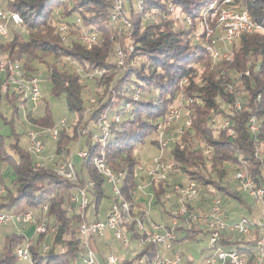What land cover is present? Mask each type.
Listing matches in <instances>:
<instances>
[{
	"label": "trees",
	"instance_id": "16d2710c",
	"mask_svg": "<svg viewBox=\"0 0 264 264\" xmlns=\"http://www.w3.org/2000/svg\"><path fill=\"white\" fill-rule=\"evenodd\" d=\"M142 1L144 9H157L160 12L159 21H144L141 11L135 8V1L128 2L130 28L123 31V35L129 38V42L122 44L125 68L121 73L116 68L114 44L108 38L112 27L118 32V28L109 20L111 0H0V10L17 12L23 21L20 26L10 25L12 36L0 41V57L19 64L24 60L22 68L28 75L39 73L40 67L45 68V79L52 83L53 94L66 93L67 108L80 117L86 108L80 96L86 86L82 84L76 69L66 67L65 59L73 61L85 74L99 68L106 69L102 77L94 79L95 97L100 100L110 85L113 94L108 92L104 96L100 107L88 117L87 124L93 122L98 113L104 110L110 112L112 109L121 113L120 122L114 125L102 148L105 163L114 172L125 175L121 190L127 199H130L127 188L133 192L137 182L134 167L139 159L136 158L135 150L144 146L146 138L154 134L157 122L165 118L181 93L193 98L188 106L192 119L191 131H186L182 137L185 148L174 149L173 157L180 162L181 172L188 180H195L207 190L212 188L224 203L236 202L251 214L253 209L246 198L231 182L224 180L226 174L223 164H238V156L241 154L240 161L245 162L256 185L264 189V35H241L237 47L232 48L231 60L223 59L214 64L204 39L194 41L197 18L212 0ZM238 1L234 0V3ZM240 1L241 8L235 11L247 10L250 17L264 27V0ZM169 3L179 9L184 17L192 19L193 26H173L167 9ZM78 15L82 19L81 25L74 24ZM61 22L70 26L65 41H61L58 32V24ZM21 27L25 32L18 30ZM83 31L95 32L98 45L92 48L94 44L88 49L77 40L76 37ZM23 33H26V37H23ZM129 43L133 46L132 51L127 48ZM2 74L0 101L4 98L11 105L20 102L18 93L9 96L8 89L2 92L1 85L5 81ZM236 75L239 76L238 80L234 79ZM186 76L188 82L181 86V79ZM229 83L234 84V93L227 91ZM136 88L140 92L137 100H132L131 95ZM236 100L241 105L240 109H234ZM218 102L227 104L233 111L229 118L230 127L236 132L234 140L227 136L225 130H212L208 124L209 117L214 113L221 119L228 117L218 107ZM126 103H130L127 113L123 112ZM17 110L15 107L14 112ZM251 117L255 119L258 128L255 140L261 152L260 157L254 155L256 146L248 129ZM27 118L33 125L54 127L47 113L44 117L28 114ZM78 137L77 133L69 134L65 128L60 129L55 150L67 149ZM18 143L15 135L11 145L17 154L15 160L6 149L4 137L0 134V165L12 162L17 173L13 192L3 185L0 173L3 188V193H0V211H31L39 215L40 220L43 219L48 226L55 227L53 233L38 234L39 238L33 240L30 249L33 264H78L84 248L77 233L81 218L76 207L69 202L73 185L62 181L52 165L36 167L34 159ZM83 143L82 147L87 149L88 155L77 165L76 185L84 187L88 181L92 182V187L87 188L88 199L93 214L97 216L98 207L106 196L103 188L105 181L91 161L100 147L91 141L90 135L83 137ZM149 143L154 145V139ZM203 144L213 146L210 156L204 154ZM174 181L172 179L169 184ZM162 191L156 192V202H160ZM44 205L46 212L42 211ZM203 231L196 226L184 228L177 243L196 240L198 234L204 235ZM137 236L133 233L132 239ZM45 238L49 239L50 245L47 251L42 252L40 244ZM244 238L222 234L218 244L222 248L237 251L251 261L255 254V244L249 241L245 243ZM23 239L24 235L13 229L5 234L0 247V264L17 263L15 248ZM156 253V246L150 243L136 252L133 258L121 259L119 264H135L140 257H145L146 262L150 263Z\"/></svg>",
	"mask_w": 264,
	"mask_h": 264
},
{
	"label": "built area",
	"instance_id": "2783aa9c",
	"mask_svg": "<svg viewBox=\"0 0 264 264\" xmlns=\"http://www.w3.org/2000/svg\"><path fill=\"white\" fill-rule=\"evenodd\" d=\"M129 1H135L139 4L137 9L141 11L144 21L152 23L159 21L160 12L157 9H144L142 0H111L109 20L112 25L118 28V33L121 34L130 28L127 7ZM167 9L168 12H174V8L170 4ZM203 16L205 17L204 23L216 18V23L211 27L213 29L208 28L206 24L200 25L199 36L196 37V39L198 37L204 39V44L214 64L220 63L223 59L231 60L232 55H227L225 47L238 40L241 35L255 32L264 35L263 25L253 20L247 10L235 11L225 7L219 10L216 4L211 3L205 9ZM81 22V16L78 15L74 24L81 25ZM22 24L23 21L19 13L0 10V37L7 35L9 25L20 26ZM69 27L65 22L58 24L61 41L67 40L66 34ZM112 38H110V42H114L117 72L121 73L125 68V50ZM78 40L90 49L92 45L96 44L97 35L95 32L83 31ZM217 43H220L223 48L219 49L216 46ZM127 48L129 51L133 50L130 43ZM0 72L5 76V81L1 85L3 92L8 88H13L23 98V102L27 100L37 102L39 100V78L28 75L19 63L6 61L0 57ZM105 73V68L95 69L87 73L86 78H100ZM245 74L248 75V72L246 71ZM234 79L238 80L239 76H234ZM187 82L188 76L183 77L180 85H185ZM227 91L234 93V84L229 83ZM108 92L113 94L111 85L106 94L100 97V100L95 96L89 97L88 107L83 110L81 119H76L75 122L79 137L72 151L64 148V150H55L54 153H44L46 142L57 140L59 130L64 127V120H61L58 126L48 128L34 125L35 130L27 133V151L34 159L36 167L52 165L54 172L62 181L73 185V193L69 202L76 207L81 218L77 226V233L84 248V253L78 264H119L120 259L114 253L106 255L102 261H99L91 245L96 239L103 238L107 232H111L113 237L126 245L130 240L136 241L139 251L150 243L156 246V256L150 263L146 262L145 257H140L135 264H183L182 256L175 250V245L181 236V230L193 226L206 229L210 241V251L204 256L202 264H264V189L256 185L245 166V162L240 161L241 154L238 156V164L233 162L223 164L226 174L224 180L231 182L239 193L251 203L256 214L250 217H239L235 220L227 218L222 197L215 193L212 188L209 187L207 190L195 180H188L181 172L180 162L173 157L172 151L174 149L183 150L185 148L182 137L186 131H191L192 119L188 106L193 102V98L181 93L175 104L169 108L165 118L157 122L153 134L155 141L153 146L156 153L146 162L138 161L135 165L134 174L137 182L133 192L131 188H127V192L130 194V199H127L121 190L125 175L122 172H114L105 163V153L102 148L114 125L120 122L121 113L112 109L110 112L104 110L98 113L97 118L90 125L87 124L88 117L100 107ZM139 92V88L133 91L132 100H137ZM240 106L239 101L236 100L234 109H240ZM218 107L223 109L228 117L221 119L217 113H214L209 117L208 124L212 130H225L228 137L232 140L236 139V132L230 127L229 118L233 115V111L223 102H218ZM129 109L130 103H126L123 106V112L127 113ZM23 114L25 120L29 122L27 116L33 112L24 110ZM81 124H85L84 127ZM248 129L256 146L254 155L260 157L261 152L255 140L258 128L253 117L248 120ZM86 135H90L91 141L100 147L92 157L91 162L97 173L110 185L113 193L112 203L102 220L88 218L86 214L89 204L87 188L92 187V182L88 181L84 187L76 185L78 180L77 165L88 155L87 149L81 148L79 145ZM202 148L204 154L210 156L213 146L203 144ZM172 179L175 181L169 184ZM161 189L163 194L160 196V202H156V192ZM0 193H3V188H0ZM153 207L156 208L162 222L151 218L150 212ZM42 211L46 212V205L42 207ZM4 224L12 225L17 231L20 229L19 225H30L34 229V234L37 235L51 234L55 231V227L48 226L43 219L40 220L39 215L36 216L31 211H0V225ZM133 233L138 235L134 240L132 239ZM222 234L253 237L255 244L253 259L249 261V258L233 249L222 248L218 244ZM32 247V240H25L18 244L15 248L17 261L33 264L30 250ZM48 249V245L41 246L42 252Z\"/></svg>",
	"mask_w": 264,
	"mask_h": 264
},
{
	"label": "rangeland",
	"instance_id": "374dc122",
	"mask_svg": "<svg viewBox=\"0 0 264 264\" xmlns=\"http://www.w3.org/2000/svg\"><path fill=\"white\" fill-rule=\"evenodd\" d=\"M240 0L238 3H234V0H212L208 4V7L211 3L216 4L218 6L219 10L222 7L231 9V10H237L240 9ZM170 4V3H169ZM168 4V5H169ZM4 5V4H3ZM138 3L135 2V8H138ZM167 5V6H168ZM172 5V4H170ZM174 8V6L172 5ZM207 7V8H208ZM3 8V7H2ZM5 8V7H4ZM174 8V12L171 13L170 18H172V24L173 26H181L182 28H189L193 26V21L190 19L188 16H183V13L179 10ZM84 12V11H83ZM204 11L200 14V17L197 18V22L195 24V29H194V41H199L201 40L199 37L196 39L197 36H199L200 32V25H207L208 28L213 29L211 27L214 26L216 23V18L212 19L211 21L207 20L206 23H204ZM173 14V15H172ZM206 15V14H205ZM178 16V18H176ZM71 19V18H70ZM148 22V21H147ZM82 24V22H81ZM184 26V27H183ZM12 27L10 25L8 26L7 30V35L6 36H1L0 41L7 40L12 36ZM112 33L109 35V42L110 38H112L115 42H118L120 45H122L124 42L128 43L129 38L124 37V33H118L113 27H112ZM21 32H25V29L21 27L20 29ZM252 34H261L259 32H255ZM262 35V34H261ZM80 34L76 37L78 40ZM23 37H26V33H23ZM80 41V40H79ZM112 43V42H110ZM97 44V43H96ZM92 46L94 48L97 45ZM114 44V42L112 43ZM238 45V40H235L231 45L226 46L227 50V55H232V48H236ZM219 49H222L223 46L220 43H217L216 45ZM87 48V47H86ZM26 62V60H25ZM24 60L20 62L21 66H23ZM66 67L68 68H74L76 69L77 73L80 76V80L82 81V84L86 86V89H83L81 91V99L83 101V107L88 106V99L90 96H95V80L94 79H87L85 72L78 66L75 65L73 61H70L69 59H65L64 61ZM45 68L40 67L39 73H32V76H36L39 78L38 81V87L40 90V98L37 102H31L27 100L26 102H23V98L19 96V101L20 102H14V105H11L10 103L8 104L4 98L1 99L0 101V134L4 137V144L7 150H9V154L13 157V159H17V154L11 147L12 143L14 142V137L17 135L18 138V145L22 149L27 150L28 148V137L27 133L29 131H34V125L31 122H28L24 118L23 111H33V114H35L36 117H44L45 114L47 113L50 121L54 126H58L59 122L61 120H64V127L66 131L69 134L77 133V129L74 126L76 119H80L81 117L79 115L73 114L68 108H67V103H66V93H60L59 95H55L52 92V83L47 81L45 79ZM37 74V75H36ZM152 91L155 92V90L152 89ZM18 108L16 113L14 112L15 107ZM79 122V121H78ZM82 127H84L85 124H81ZM90 125V123H89ZM42 128H48L49 126H40ZM154 138V135L148 136L146 138V143L144 146H141L135 150L136 153V158L139 159L140 162L144 163L146 162L151 156H153L156 153V149L153 145H150L149 141ZM83 140V139H82ZM80 141V147L84 145V143ZM76 144V141L71 142V144L67 147L68 150H73L74 146ZM55 149V141H47L45 144L44 148V153L47 154L49 152H54ZM64 150V149H61ZM47 166H50L49 164ZM0 173H1V178L3 180V185L9 188L12 192L14 191V182L17 177V173L15 170V167L12 162H9V164H3L0 165ZM1 187V183H0ZM103 188L105 190L106 196L103 197L98 210H97V216L93 214V208L92 204L89 201L86 214L88 218H95L97 217L98 219L102 220L105 215L106 211L109 207V205L112 203L113 200V193L111 191V187L108 183L103 184ZM251 204L250 202H248ZM234 208V211L231 208V205L229 204L227 206V210L230 214L231 217H236V216H248L249 212L245 207H241L237 205ZM226 210V211H227ZM253 215L256 214V212L252 211ZM150 216L153 220H157L159 222H162L158 216L157 210L155 207L152 208L150 212ZM21 225H19L20 227ZM21 230L23 231L22 234L24 235V239L21 243H23L25 240H36L38 239V235L34 234V229L32 226H22L20 227ZM12 230V226L10 224H4L0 226V247L3 243V239L6 233H10ZM203 234H198L196 240H186L184 241V244H182L178 249L181 251L185 256H189L193 260V264H199V262L204 258L205 253H209L210 249V241L209 238L206 234V229H203ZM108 233H106L107 235ZM105 235V236H106ZM32 240V241H33ZM109 242L106 243L107 245H100L98 247V250L100 251L101 254H109V253H114L116 254L120 259H130L133 258L136 254V252L139 251V246L136 241H129V243L126 245L124 242H122L119 239H116L115 237L111 236V238L107 239ZM40 245H50V241L48 238H45ZM16 264H31L26 261H17Z\"/></svg>",
	"mask_w": 264,
	"mask_h": 264
},
{
	"label": "crops",
	"instance_id": "0c3cea01",
	"mask_svg": "<svg viewBox=\"0 0 264 264\" xmlns=\"http://www.w3.org/2000/svg\"><path fill=\"white\" fill-rule=\"evenodd\" d=\"M1 73V72H0ZM2 74V73H1ZM3 75V74H2ZM3 92V91H2ZM7 93L9 94V96H13V95H16V92H15V90L13 89V88H8V91H7ZM33 112V111H32ZM32 115H34L35 116V114H32ZM54 151H55V149H54ZM49 153H54V152H49ZM49 153H47V154H49ZM1 188V187H0ZM247 200V199H246ZM248 201V200H247ZM249 202V201H248ZM231 205V208H232V210L234 211V208L233 207H235L236 205H237V208H238V206H240V205H238L236 202H232V201H225V208H226V210H227V206L228 205ZM250 206H251V204H250ZM252 207V206H251ZM252 209H253V211H254V208L252 207ZM227 212V218L230 220V219H233V218H239L240 216H236V217H231L230 216V214H229V212H228V210L226 211ZM253 214H248V216H246V217H250V216H252ZM242 217V216H241ZM245 217V216H244ZM12 226V225H11ZM26 226H30V225H26ZM20 227H22V225L20 226ZM19 227V228H20ZM12 229L13 230H16L13 226H12ZM17 231V230H16ZM17 232H19V233H22L23 231L21 230V228L19 229V231H17ZM108 234L106 235V236H104L103 238H100V239H96L95 241H93L92 242V247L94 248V250H95V252H96V255H97V259L99 260V261H102L104 258H105V256L106 255H108V254H106V255H104V254H101L100 253V251L98 250V247L100 246V245H107L106 243H108L109 241L107 240V239H109V238H111V236H112V233L111 232H107ZM33 240V239H32ZM243 241H245V243H248L247 241H249V242H253V237H245L244 238V240ZM182 244H184V241L183 242H180V243H176V245H175V250L176 251H178L180 254H181V256H182V263L183 264H193V260H192V258L191 257H189V256H185L181 251H179V247L182 245ZM244 245V244H243ZM254 252H255V249H254ZM109 254H111V253H109ZM206 255V253L204 254V256ZM120 259V258H119ZM120 261H121V259H120ZM202 261H203V259L199 262V264H202ZM79 262V261H78Z\"/></svg>",
	"mask_w": 264,
	"mask_h": 264
}]
</instances>
